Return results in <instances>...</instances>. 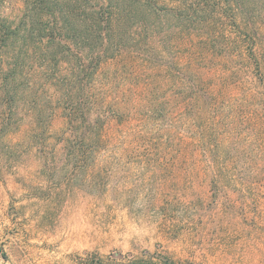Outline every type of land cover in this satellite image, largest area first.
I'll use <instances>...</instances> for the list:
<instances>
[{"label":"rangeland","instance_id":"374dc122","mask_svg":"<svg viewBox=\"0 0 264 264\" xmlns=\"http://www.w3.org/2000/svg\"><path fill=\"white\" fill-rule=\"evenodd\" d=\"M198 1L207 28L167 13L111 51L83 117L55 84L79 54L46 68L37 24L2 31L0 264H264V0ZM23 12L0 0V25Z\"/></svg>","mask_w":264,"mask_h":264},{"label":"trees","instance_id":"16d2710c","mask_svg":"<svg viewBox=\"0 0 264 264\" xmlns=\"http://www.w3.org/2000/svg\"><path fill=\"white\" fill-rule=\"evenodd\" d=\"M229 1L240 5L246 19H249L251 9L247 0ZM23 3L21 25L12 28V21L3 20L0 25V41L3 31L4 47L14 45L22 28L27 29V25L37 24L43 31L39 33L40 40L52 44L54 49L55 46L57 48L50 57L44 58L46 68L49 64L59 66L62 58L67 60L66 57L60 56L65 50L73 53L68 56L71 65L75 64L74 55L79 54L81 61L79 73L75 72L74 66L70 76L58 75L55 84L57 89H64L65 103L71 104L75 113L82 117L89 102L90 90L93 88L91 86L93 76L104 60L115 57L116 54L109 55L112 50H120L128 46L126 45L128 42L129 45L139 46L146 38L157 35L162 26V17L167 13L179 20L177 23L180 27L205 29L206 24L209 23L208 18L203 15L207 10L208 2L202 3L196 0H173L172 3L176 5L167 6L168 11L161 8L158 0H23ZM45 15L54 18L56 22L53 25H44ZM22 36L25 38L24 34ZM261 43H263L262 38L256 44H260L263 49ZM253 51L255 52V49ZM9 67L11 66L8 65L7 69ZM75 77L78 79L80 77L81 81L76 82ZM0 79L2 81V76ZM5 85L6 87L10 85L9 78H6ZM138 264L179 263L164 258L159 262L146 260Z\"/></svg>","mask_w":264,"mask_h":264}]
</instances>
